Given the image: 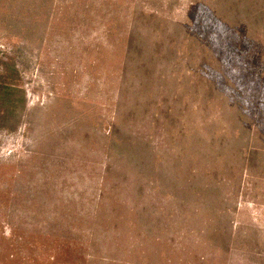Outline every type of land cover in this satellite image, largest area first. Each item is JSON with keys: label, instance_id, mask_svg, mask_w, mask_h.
<instances>
[{"label": "rangeland", "instance_id": "obj_1", "mask_svg": "<svg viewBox=\"0 0 264 264\" xmlns=\"http://www.w3.org/2000/svg\"><path fill=\"white\" fill-rule=\"evenodd\" d=\"M0 264H264V0H0Z\"/></svg>", "mask_w": 264, "mask_h": 264}]
</instances>
